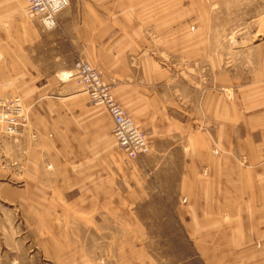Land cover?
<instances>
[{"label": "rangeland", "instance_id": "rangeland-1", "mask_svg": "<svg viewBox=\"0 0 264 264\" xmlns=\"http://www.w3.org/2000/svg\"><path fill=\"white\" fill-rule=\"evenodd\" d=\"M170 3L168 19L159 21L156 33L145 36L143 55L154 59L175 78V83L162 89L163 93L168 92L169 101L176 98V91L174 94L172 91L179 90L180 102L189 97L194 105L189 116L195 128L184 147L201 155L230 151L237 167L245 169L247 163L238 152V139L252 136L256 142L260 131L255 132L252 120L238 123L237 116L242 120L244 113L252 116L260 112L251 103L254 94L261 97L260 91L251 86L262 79L253 77V70L264 57V0H173L172 11ZM158 7L164 10L165 3ZM163 12L160 18L166 17ZM22 13L26 14L24 5ZM25 16V22L38 31L39 22ZM21 19L26 20L23 16ZM10 32L18 37L23 31L14 28ZM51 32L48 31V40ZM54 51L50 47L41 51L40 46L34 50L36 57L45 54L43 60H35L44 62L41 68L44 72L54 73L59 64L53 58ZM196 57L219 58V71H211L217 63L211 64L210 69L206 61H197ZM186 58L196 61L186 66ZM62 61L71 62L68 56ZM104 81L115 102L124 107L146 135L139 118L132 116L122 97H115L112 84ZM29 95L33 97L31 93L19 92L0 94V98H21L29 123L30 117H34ZM225 103L229 104L225 115L230 120L231 140L226 146L218 136L223 130L226 134L227 129H220L216 122ZM92 106L101 111L105 109ZM28 123L13 137L4 136L0 127V264H264V214L260 215L258 210L253 214L241 206L242 199L237 198L240 184L220 185L214 197L218 201L217 209L203 213L202 220L210 221L209 224H186L181 228L174 215L178 213L177 206L187 204L186 196H179L175 180L161 171L159 154L149 148L136 160H128L117 151L118 156L113 155L119 161L120 170L115 174L120 180H115L116 189L122 192L121 206L117 205L119 212L87 215L84 206L92 207L88 198L91 200L96 193L100 199L94 202L110 206L114 182L106 178L99 184L72 183L82 177L75 168L56 170L44 154L35 157L29 152L35 141L27 138ZM260 123L264 134V121ZM207 137L212 142L208 150ZM29 138L35 139V134L31 133ZM16 147L19 148L15 150ZM250 148L246 143L245 149ZM57 159L62 158L57 155ZM104 170L112 175L109 168ZM212 211L215 216L211 215ZM56 213H60L59 218ZM183 213L185 210L180 212Z\"/></svg>", "mask_w": 264, "mask_h": 264}, {"label": "crops", "instance_id": "crops-1", "mask_svg": "<svg viewBox=\"0 0 264 264\" xmlns=\"http://www.w3.org/2000/svg\"><path fill=\"white\" fill-rule=\"evenodd\" d=\"M163 2L166 17L160 18L164 10L158 6ZM168 2H171L172 11L173 0H69V7L57 14L59 26L49 30L53 32L48 40V30L42 28L39 20L27 15V0H0V60H3L0 62V94H33L29 98H32L30 107L34 109V117H30L28 125L29 135L34 133L36 138L31 139L29 135L27 137L30 141H35L29 149L33 156L44 154L56 170L58 167L64 171L75 168L82 177L79 176L80 180H73L72 183L99 184L106 178L114 182L110 206L94 202L100 199L96 193L91 200L88 198L93 203L92 207L90 204L88 208L87 205L84 206L87 215L116 214L119 212L117 205L121 206L122 192L115 186L118 178L115 174L120 173V170L119 161L113 154H117L118 150L111 136L112 123L107 111L97 110L92 106L89 97L79 93L75 83L71 81L73 79L63 80L60 77L62 73H71L75 56L96 68L112 84L115 97H122L124 106L130 109L132 116L139 118L147 132L150 150L160 156L161 171L175 180L179 196H186L184 200L187 204L184 207L177 206L175 211L178 213L174 215V220L181 228H185L186 224H209L210 221L202 220L204 210L217 209L215 193L224 184H240L237 198L242 199L241 206L248 208L249 212L253 211V214L258 210L263 215L264 134L260 121H264V111H261L264 109V57L261 60L259 57L262 63H257L256 70H253V77L262 79L253 82L251 86L260 91L261 97L254 94L251 100L256 105L255 110L260 112L252 116L244 113L242 120L237 116L238 123L245 119L252 120L255 132L260 131L257 132L260 138L256 142L252 136L238 139V152L244 156L246 168L237 167L235 157L228 153L230 151L201 155L199 151L187 150L184 143H189L195 128V122L190 121L189 116L192 115L194 105L189 97L180 102L179 90L173 89L172 93L176 91V98L174 100L172 97L169 101L168 92L163 93L162 89L175 83V78L167 70L161 69L154 59H146L143 55L146 51L145 36L156 33L159 21H165L169 17ZM23 5L25 15L30 20L39 22L38 31L25 22L27 18L22 13ZM21 16L26 20L21 19ZM14 28H20L22 35L13 36L10 30L13 31ZM37 46L41 47V51L46 47L56 49L53 58L59 64L54 73L41 69L43 61V64L35 62L39 58H45V54L35 56ZM67 56L71 61L68 64L62 61ZM196 58L197 61H206L210 69L211 64L217 63L218 66L212 67L211 71H219V58ZM188 59L184 60L186 66L196 61ZM219 77L221 78V74ZM212 96L213 94L210 97ZM215 97L218 98L217 95ZM217 104L218 102L214 103L215 106ZM221 109L223 110V105ZM214 110L215 107L212 112ZM228 112L229 104L225 103L224 111L216 121L220 129H227L226 134L221 130V136H218L224 145L231 141L228 135L230 120L228 114L225 115ZM205 139L207 149L212 142L210 137ZM246 143L251 146L250 149H245ZM57 155L62 159L58 160ZM105 168H109L112 175ZM203 172L206 177L200 175ZM129 187L132 190L133 187ZM184 210L185 213L180 214ZM212 213L215 216L213 211ZM56 216L59 218L60 213H56ZM184 218L187 220H183Z\"/></svg>", "mask_w": 264, "mask_h": 264}, {"label": "built area", "instance_id": "built-area-1", "mask_svg": "<svg viewBox=\"0 0 264 264\" xmlns=\"http://www.w3.org/2000/svg\"><path fill=\"white\" fill-rule=\"evenodd\" d=\"M69 7V0H27L28 15L39 20L45 30L57 28V14ZM69 77L93 105L105 108L117 150L128 160H136L149 151L148 138L133 122L127 111L116 103L100 72L80 57L74 60ZM28 114L19 97L0 98V127L4 136H16L27 127Z\"/></svg>", "mask_w": 264, "mask_h": 264}, {"label": "bare ground", "instance_id": "bare-ground-1", "mask_svg": "<svg viewBox=\"0 0 264 264\" xmlns=\"http://www.w3.org/2000/svg\"><path fill=\"white\" fill-rule=\"evenodd\" d=\"M27 15H28V8H27ZM30 16V15H29ZM41 25V24H40ZM71 73H69L67 76L69 77V75H70ZM66 76V74H62V75H60V77L63 79V80H66L68 77ZM69 79H73L72 77L70 78L69 77ZM74 80V79H73ZM75 83H76V81H75ZM77 85V84H76ZM23 102V101H22Z\"/></svg>", "mask_w": 264, "mask_h": 264}]
</instances>
